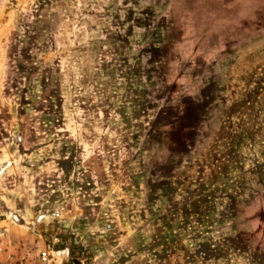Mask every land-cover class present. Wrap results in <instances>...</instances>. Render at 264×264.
Wrapping results in <instances>:
<instances>
[{"label":"rangeland","instance_id":"1","mask_svg":"<svg viewBox=\"0 0 264 264\" xmlns=\"http://www.w3.org/2000/svg\"><path fill=\"white\" fill-rule=\"evenodd\" d=\"M264 264V0H0V264Z\"/></svg>","mask_w":264,"mask_h":264},{"label":"built area","instance_id":"2","mask_svg":"<svg viewBox=\"0 0 264 264\" xmlns=\"http://www.w3.org/2000/svg\"><path fill=\"white\" fill-rule=\"evenodd\" d=\"M39 259L41 264H49L52 260L50 251L48 250L40 251ZM2 264H12V263H2Z\"/></svg>","mask_w":264,"mask_h":264}]
</instances>
